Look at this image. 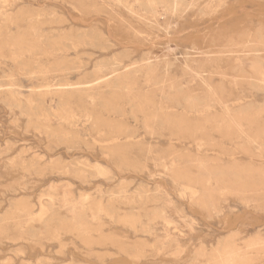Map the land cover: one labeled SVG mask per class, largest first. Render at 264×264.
<instances>
[{
  "label": "rangeland",
  "instance_id": "obj_1",
  "mask_svg": "<svg viewBox=\"0 0 264 264\" xmlns=\"http://www.w3.org/2000/svg\"><path fill=\"white\" fill-rule=\"evenodd\" d=\"M0 264H264V0H0Z\"/></svg>",
  "mask_w": 264,
  "mask_h": 264
},
{
  "label": "bare ground",
  "instance_id": "obj_2",
  "mask_svg": "<svg viewBox=\"0 0 264 264\" xmlns=\"http://www.w3.org/2000/svg\"><path fill=\"white\" fill-rule=\"evenodd\" d=\"M63 92V91H62Z\"/></svg>",
  "mask_w": 264,
  "mask_h": 264
}]
</instances>
